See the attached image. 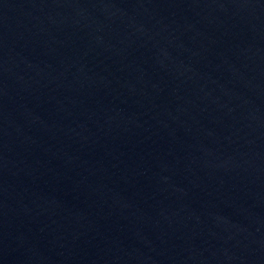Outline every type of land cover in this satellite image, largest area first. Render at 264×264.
<instances>
[{"label":"water","instance_id":"95a60500","mask_svg":"<svg viewBox=\"0 0 264 264\" xmlns=\"http://www.w3.org/2000/svg\"><path fill=\"white\" fill-rule=\"evenodd\" d=\"M0 264H264V0H0Z\"/></svg>","mask_w":264,"mask_h":264}]
</instances>
